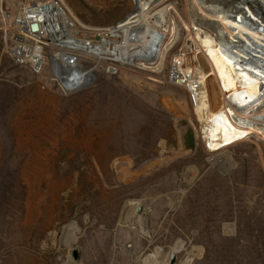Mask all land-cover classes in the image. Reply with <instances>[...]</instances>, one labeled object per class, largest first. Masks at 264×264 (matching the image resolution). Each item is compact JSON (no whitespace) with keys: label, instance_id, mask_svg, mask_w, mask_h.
<instances>
[{"label":"rangeland","instance_id":"374dc122","mask_svg":"<svg viewBox=\"0 0 264 264\" xmlns=\"http://www.w3.org/2000/svg\"><path fill=\"white\" fill-rule=\"evenodd\" d=\"M23 1L0 0V264H66L73 246L76 264H132L155 252L166 264L172 251L174 264H264V133L252 127L211 148L197 104L172 79L189 35L203 71L212 67L190 19L194 1L158 3L172 5L176 31L160 69L80 49L79 67L93 79L72 90L54 73L62 47L49 34L38 35L41 72L12 58L7 27ZM59 2L80 37L110 49L124 40L110 31L136 8L135 0ZM225 95L210 92V114ZM179 118L195 130L192 153ZM70 221L79 228L65 242Z\"/></svg>","mask_w":264,"mask_h":264},{"label":"bare ground","instance_id":"6f19581e","mask_svg":"<svg viewBox=\"0 0 264 264\" xmlns=\"http://www.w3.org/2000/svg\"><path fill=\"white\" fill-rule=\"evenodd\" d=\"M161 1L137 0L133 15L110 31L112 35L124 38L123 43H116L110 49L106 39L95 42L80 37L64 7L56 0H49L41 7L42 13L45 12L53 20L45 28L46 32H50L53 41H58L61 39L52 29L59 30V34L66 31V40L60 41V44L67 50L52 55L55 68L64 71L71 80V86L81 85L87 75L79 67L77 56L69 50L75 48L86 50L93 56L110 54L123 61L160 69L167 42L172 43L176 32L175 18L171 16L172 5L167 3L157 7ZM193 1L195 9L190 11V19L197 26L196 37L207 52L212 67L209 73L203 71V58L193 57L192 54L196 39L188 34V47L177 57L172 77L176 82H181L184 76L199 80L197 110L204 119L203 132L209 146L217 149L252 127L264 133V0ZM14 23L19 28H26L22 18H16ZM213 91L225 92L226 95L222 98L221 109L210 114L207 109L211 101L210 92ZM132 209L131 205L125 209L126 218ZM78 228L76 221L68 222L61 239L71 242ZM143 229L148 231L145 224ZM66 264H76V261L69 255ZM132 264H159L158 253H149L135 259Z\"/></svg>","mask_w":264,"mask_h":264},{"label":"built area","instance_id":"2783aa9c","mask_svg":"<svg viewBox=\"0 0 264 264\" xmlns=\"http://www.w3.org/2000/svg\"><path fill=\"white\" fill-rule=\"evenodd\" d=\"M49 0H24V12L18 15L16 18H22L26 22V28H19L14 22L15 19L11 20L9 27H7V30L9 32V38L12 41V44L10 45V54L14 61L19 64L28 63L32 70L35 73H39L42 71L44 67L45 62V54H44V44L42 41L39 40L38 35H50V32H46L45 28L51 24L53 21L50 17H47V14L45 12L42 13V5L47 3ZM59 5L63 8L59 0H56ZM32 8V12L30 11ZM32 13H36L37 15ZM43 15V20L40 21L39 16ZM49 19V20H48ZM32 22H38L39 23V29L37 31H34L31 29L30 24ZM61 24V21H60ZM64 27V24H62ZM54 29V28H53ZM52 32H55V34L60 37L58 40H55V43L58 45L60 44V41H65L66 34L63 32L62 34H59V30H53ZM65 30V28H64ZM61 31V30H60ZM52 36V35H50ZM61 50H64L67 48L64 47V45H61ZM70 52L74 53V55L77 56V58H80L81 53L80 50L71 48L69 49ZM60 51V50H59ZM58 51V52H59ZM57 52V53H58ZM56 54V53H55ZM173 79V77H172ZM174 80V79H173ZM183 84L191 98V100L197 104V97L200 94V88L198 86L199 80L188 78V77H182V81L178 82ZM193 84V86H191ZM190 85V87H188Z\"/></svg>","mask_w":264,"mask_h":264},{"label":"water","instance_id":"95a60500","mask_svg":"<svg viewBox=\"0 0 264 264\" xmlns=\"http://www.w3.org/2000/svg\"><path fill=\"white\" fill-rule=\"evenodd\" d=\"M135 2H136V8L133 10V12H135V10L137 9V0H135ZM133 12L130 15H128L127 17L132 16ZM127 17L125 19H127ZM43 18H44L43 15L39 16L40 21L43 20ZM118 24H116V25H118ZM30 27L32 30L37 31L39 29V23L38 22H32L30 24ZM52 68L54 70L56 77L59 79V81L62 83V85L67 90L80 88L81 86L88 84L93 79V75H92L91 70H86V72H85L87 75L86 80L81 85L79 84V85L71 86V84H70L71 80L65 75V73L62 69H56L55 68V65L53 63V59H52ZM177 123H178V127L180 130L182 148L184 150L192 153L195 150L196 143H197L195 130H194L193 126L191 125V123L186 118H179L177 120ZM141 210H142V206L138 205V212H141ZM125 218H126V216H125ZM71 250H72L73 259L78 260L79 256H80L79 249L77 247L73 246L71 248ZM175 261H176V253H175V251H172L171 255H170V259H169L167 264H174Z\"/></svg>","mask_w":264,"mask_h":264}]
</instances>
